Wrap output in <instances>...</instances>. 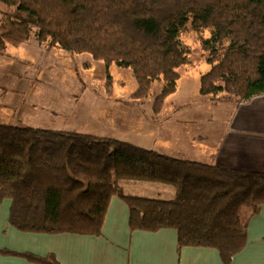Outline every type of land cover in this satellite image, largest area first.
Returning <instances> with one entry per match:
<instances>
[{"label": "trees", "instance_id": "trees-1", "mask_svg": "<svg viewBox=\"0 0 264 264\" xmlns=\"http://www.w3.org/2000/svg\"><path fill=\"white\" fill-rule=\"evenodd\" d=\"M26 20L0 21V54L34 38L76 55L131 71L143 100L163 82L153 101L157 115L177 89L189 62L180 39L187 26L209 31L201 39L210 69L201 96L224 93L235 104L264 94V0H0ZM108 94L110 92L108 91ZM169 184L173 200L125 196L121 180ZM112 196L129 209L131 232H176L182 248H210L222 264L244 249L247 225L264 205V173L242 172L170 157L111 137L0 123V203L11 202L7 224L22 233L100 237ZM34 264H60L4 249Z\"/></svg>", "mask_w": 264, "mask_h": 264}, {"label": "rangeland", "instance_id": "rangeland-1", "mask_svg": "<svg viewBox=\"0 0 264 264\" xmlns=\"http://www.w3.org/2000/svg\"><path fill=\"white\" fill-rule=\"evenodd\" d=\"M4 17L27 19L14 7L0 3V21ZM187 27L180 39L189 62L179 68L177 89L163 105L165 112H182L170 117L179 123L164 140L170 148L184 144L191 154L188 159L208 163L205 157L209 158L226 131L236 102L224 93L215 98L200 95L199 79L210 69L201 39L207 38L209 31ZM34 31L32 27L27 42L17 48L6 46L0 54L3 124L88 133L155 150L158 133L151 120L152 105L163 82L156 80L143 100L134 99L137 85L131 71L115 66L107 70L88 53L76 55L55 45H40ZM174 150L180 154L182 149Z\"/></svg>", "mask_w": 264, "mask_h": 264}, {"label": "crops", "instance_id": "crops-1", "mask_svg": "<svg viewBox=\"0 0 264 264\" xmlns=\"http://www.w3.org/2000/svg\"><path fill=\"white\" fill-rule=\"evenodd\" d=\"M181 112L162 109L157 115L153 114L151 120L158 133L155 151L184 160L191 157L187 146L175 143L170 148L164 140L174 133L173 128L179 123L178 119L170 117ZM217 143L209 158L205 157L207 164L246 173H264V94L235 105L226 131ZM174 147L182 149L180 154ZM118 184L128 197L159 201L175 197L174 187L165 183L123 179ZM10 206L8 199L0 203V250L28 252L38 257L52 254L60 264H222L214 248L188 247L177 252V234L172 229L131 232L127 222L129 209L117 196L110 200L100 237L22 233L7 224ZM246 241L244 249L230 264H264V205L250 218ZM0 264L34 263L20 256L1 254Z\"/></svg>", "mask_w": 264, "mask_h": 264}]
</instances>
